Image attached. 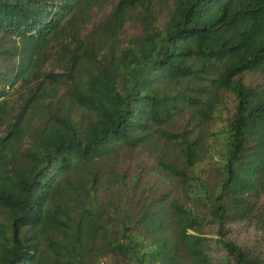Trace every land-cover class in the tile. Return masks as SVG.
I'll use <instances>...</instances> for the list:
<instances>
[{"label": "trees", "instance_id": "1", "mask_svg": "<svg viewBox=\"0 0 264 264\" xmlns=\"http://www.w3.org/2000/svg\"><path fill=\"white\" fill-rule=\"evenodd\" d=\"M107 1L0 0V264H264V0Z\"/></svg>", "mask_w": 264, "mask_h": 264}, {"label": "rangeland", "instance_id": "2", "mask_svg": "<svg viewBox=\"0 0 264 264\" xmlns=\"http://www.w3.org/2000/svg\"><path fill=\"white\" fill-rule=\"evenodd\" d=\"M114 0H108L101 8L95 9L91 15L88 18V23L91 22L92 19H99L104 12L108 11L111 7V4ZM128 31V29H127ZM146 160L142 156H124L122 159H119L117 162L118 167H125L128 171H133L135 168H140L143 165V169L146 168ZM137 169V170H138ZM150 179L152 181H155L158 184V181H156L154 178H157V175L155 173H152L149 175ZM159 180V179H158ZM160 181V180H159ZM162 188L165 187V184L161 185ZM237 226L234 230V234L232 235L235 238H238L239 240L244 239L248 236L252 235V232L250 230H245L244 227L240 225H235ZM205 231L208 234H211L212 229L209 227H205Z\"/></svg>", "mask_w": 264, "mask_h": 264}]
</instances>
